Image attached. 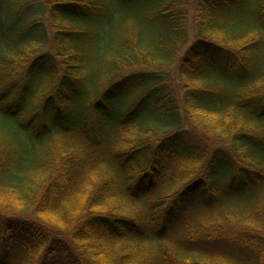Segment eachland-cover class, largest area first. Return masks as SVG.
I'll return each mask as SVG.
<instances>
[{
    "label": "trees",
    "instance_id": "trees-1",
    "mask_svg": "<svg viewBox=\"0 0 264 264\" xmlns=\"http://www.w3.org/2000/svg\"><path fill=\"white\" fill-rule=\"evenodd\" d=\"M0 231V264H264V0H0Z\"/></svg>",
    "mask_w": 264,
    "mask_h": 264
},
{
    "label": "rangeland",
    "instance_id": "rangeland-1",
    "mask_svg": "<svg viewBox=\"0 0 264 264\" xmlns=\"http://www.w3.org/2000/svg\"><path fill=\"white\" fill-rule=\"evenodd\" d=\"M43 12L45 13V9L43 8ZM42 19H44V21H45V17L43 16V14H42ZM184 125V127H185V129L187 130V131H189V132H191V133H196V134H198V135H201L202 136V129L198 126V125H196V124H194L193 122H187V123H185V124H183ZM226 228H228V226L226 227ZM237 229H239V227H236ZM1 232V231H0ZM1 237L3 236V235H0Z\"/></svg>",
    "mask_w": 264,
    "mask_h": 264
}]
</instances>
